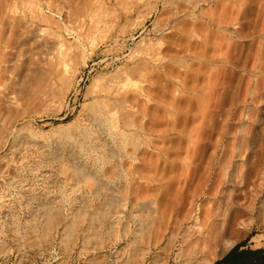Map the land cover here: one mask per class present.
<instances>
[{"label":"rangeland","instance_id":"rangeland-1","mask_svg":"<svg viewBox=\"0 0 264 264\" xmlns=\"http://www.w3.org/2000/svg\"><path fill=\"white\" fill-rule=\"evenodd\" d=\"M263 1L0 0V240L14 249L0 264L264 253L254 211L232 245L210 230L252 202L222 150L248 68L264 67Z\"/></svg>","mask_w":264,"mask_h":264},{"label":"bare ground","instance_id":"bare-ground-1","mask_svg":"<svg viewBox=\"0 0 264 264\" xmlns=\"http://www.w3.org/2000/svg\"><path fill=\"white\" fill-rule=\"evenodd\" d=\"M262 5H264V1ZM224 24L225 22L222 23L223 26L221 30L226 32L228 29ZM262 35L264 36V30L261 32V36ZM258 68L250 70L248 68L247 70V73L254 76V78L252 80L249 78L245 79L244 88L241 89L239 105H243L245 108L241 113H234V124L228 131L232 137V144L230 143V146H232L230 150H227L228 148L226 149L225 145L222 150L223 166L228 167L231 165L233 169L232 173L229 175V180L234 186L237 185V181L239 180L240 187L237 186L236 190L245 192L246 194L250 192L252 195L251 204L244 208L238 204L240 200H233L234 206L229 213L231 215L228 220L224 221L222 219H217V224L215 221L210 224V230L215 229L217 231L218 240H223L228 245H232L238 239L239 235L234 233L233 227L240 225V218L243 217L246 211H254L257 213L252 214L254 216L253 218H255L259 226L264 225V173H261V170H264V131L257 130L259 126H264V67ZM224 79L225 78H223L220 84L223 93L226 92ZM100 119V123L103 122L104 119ZM114 121L112 117V125L115 124ZM113 128H115V131L111 128L112 131L120 135L121 131L118 129V125ZM228 151L233 153L232 159L229 158L230 155H228L229 159L224 158V155L226 156ZM238 164L244 169V172L240 176H236L234 172ZM83 210L84 209L81 207L77 208L76 214H84L85 210ZM104 213L103 210H100L95 214H98L97 216L99 217L105 216ZM16 247V250L20 252L19 258L24 257L22 245L17 244ZM13 250L14 249H12L7 241V237L0 240V260L4 261L9 258ZM222 251V248H220L219 254H222Z\"/></svg>","mask_w":264,"mask_h":264},{"label":"trees","instance_id":"trees-1","mask_svg":"<svg viewBox=\"0 0 264 264\" xmlns=\"http://www.w3.org/2000/svg\"><path fill=\"white\" fill-rule=\"evenodd\" d=\"M215 264H264V253L261 249H243L242 245H236Z\"/></svg>","mask_w":264,"mask_h":264},{"label":"water","instance_id":"water-1","mask_svg":"<svg viewBox=\"0 0 264 264\" xmlns=\"http://www.w3.org/2000/svg\"><path fill=\"white\" fill-rule=\"evenodd\" d=\"M223 256H224V255H223ZM223 256H222V257H223ZM222 257H221V258H222ZM221 258H220V259H221Z\"/></svg>","mask_w":264,"mask_h":264}]
</instances>
